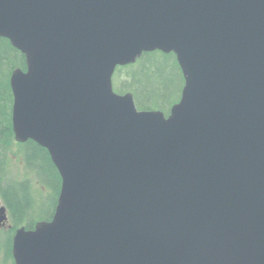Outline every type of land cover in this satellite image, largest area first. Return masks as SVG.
Wrapping results in <instances>:
<instances>
[{
	"label": "water",
	"instance_id": "1",
	"mask_svg": "<svg viewBox=\"0 0 264 264\" xmlns=\"http://www.w3.org/2000/svg\"><path fill=\"white\" fill-rule=\"evenodd\" d=\"M0 37L26 58L14 138L61 176L15 264H264V0H0ZM155 50L184 78L168 114L114 89Z\"/></svg>",
	"mask_w": 264,
	"mask_h": 264
},
{
	"label": "trees",
	"instance_id": "2",
	"mask_svg": "<svg viewBox=\"0 0 264 264\" xmlns=\"http://www.w3.org/2000/svg\"><path fill=\"white\" fill-rule=\"evenodd\" d=\"M160 56L163 59H159ZM168 58L172 59L171 62L167 60ZM17 67L26 69L25 55L14 47L8 38L0 37V199L11 215L12 233L20 226L31 229L34 228L36 221L51 219L61 188V176L52 162L48 150L32 139L20 143L16 142L14 138L13 92L10 76L13 69ZM122 69H131V71L127 73L126 79L117 84L119 90L117 92L131 91L138 108L162 109L168 114L172 104L179 100L184 78L174 53H164L160 50L144 52L135 63L118 66L116 71ZM117 78H119V74H117ZM178 88L179 97L177 100L171 101L172 95ZM14 145L25 146L24 154L28 166L32 169L37 167L39 177L53 191L48 196L51 208L49 212H46V209L42 211V209L34 208L30 180L7 179L6 157ZM41 158L42 166L35 165V162ZM46 202L48 205V200ZM12 241L11 233L2 239L0 251L4 252V258L0 264H15L12 255Z\"/></svg>",
	"mask_w": 264,
	"mask_h": 264
},
{
	"label": "rangeland",
	"instance_id": "3",
	"mask_svg": "<svg viewBox=\"0 0 264 264\" xmlns=\"http://www.w3.org/2000/svg\"><path fill=\"white\" fill-rule=\"evenodd\" d=\"M158 58L163 59V57H161V56ZM167 60L171 62L172 59L168 58ZM129 71H131V69H122L120 71L119 70L115 71L114 77H113V82H114V89L116 91H119L117 88V84L121 83L122 80L127 78L126 76H127V73ZM117 74H119L120 79L119 78L116 79ZM180 95H181V93H180ZM178 97H179V88L172 95L171 101L177 100ZM24 148H25V146L14 145L12 147V149L9 151L8 156L6 157V166H7L6 177H7V179H10V180H22V179L30 180L31 185H32V196L34 199V201H33L34 202L33 203L34 208L37 210L42 209V211L46 209V212H49L51 210V208L49 207L50 199L48 198V196H49V194H52L53 191L51 190V188H49V186L46 183L44 184V182L41 180V178L39 177V175L37 173V167L32 169V168H30V166H28V163L26 161L25 154H24ZM41 160H42V158L38 159V161L35 162V165H39L41 167L42 166ZM60 190H61V188H60ZM45 199L48 200V205H47V202ZM3 205H5V204L0 199V207ZM6 214L8 217L7 220L0 225V243L2 242V239L7 236V234L11 233L14 236V233L16 231L15 230L12 233V222H11L12 218H11V215H10L8 209L6 211ZM36 218H38V217H36ZM3 258H4V252H2V250H1L0 251V261H2Z\"/></svg>",
	"mask_w": 264,
	"mask_h": 264
},
{
	"label": "bare ground",
	"instance_id": "4",
	"mask_svg": "<svg viewBox=\"0 0 264 264\" xmlns=\"http://www.w3.org/2000/svg\"><path fill=\"white\" fill-rule=\"evenodd\" d=\"M181 96V95H180ZM180 99V98H179Z\"/></svg>",
	"mask_w": 264,
	"mask_h": 264
}]
</instances>
